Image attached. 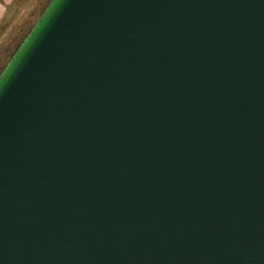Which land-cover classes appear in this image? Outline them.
Instances as JSON below:
<instances>
[{
  "label": "water",
  "instance_id": "1",
  "mask_svg": "<svg viewBox=\"0 0 264 264\" xmlns=\"http://www.w3.org/2000/svg\"><path fill=\"white\" fill-rule=\"evenodd\" d=\"M0 264H264V0H50L0 71Z\"/></svg>",
  "mask_w": 264,
  "mask_h": 264
},
{
  "label": "flooded vegetation",
  "instance_id": "2",
  "mask_svg": "<svg viewBox=\"0 0 264 264\" xmlns=\"http://www.w3.org/2000/svg\"><path fill=\"white\" fill-rule=\"evenodd\" d=\"M47 0H0V66H4L16 47L36 22V11ZM38 15V14H37ZM40 15V14H39ZM34 23H33V22Z\"/></svg>",
  "mask_w": 264,
  "mask_h": 264
},
{
  "label": "rangeland",
  "instance_id": "3",
  "mask_svg": "<svg viewBox=\"0 0 264 264\" xmlns=\"http://www.w3.org/2000/svg\"><path fill=\"white\" fill-rule=\"evenodd\" d=\"M50 0H47L46 1V4H45V6L44 7H42L43 6V4H41L39 7H38V9H37V11H36V17H35V20H37L38 19V17H39V14H41V12L44 10V8L46 7V5H47V3L49 2ZM38 14V15H37ZM33 22V21H32ZM34 23V22H33ZM10 59V58H9ZM7 63V62H6ZM6 65V64H5ZM4 65V66H5ZM4 66H2V68L4 67ZM2 68H1V66H0V71L2 70Z\"/></svg>",
  "mask_w": 264,
  "mask_h": 264
}]
</instances>
